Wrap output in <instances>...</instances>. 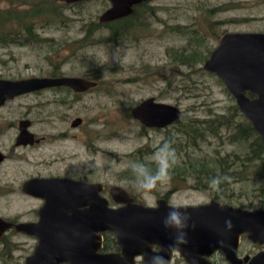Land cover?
Instances as JSON below:
<instances>
[{
    "label": "rangeland",
    "instance_id": "rangeland-1",
    "mask_svg": "<svg viewBox=\"0 0 264 264\" xmlns=\"http://www.w3.org/2000/svg\"><path fill=\"white\" fill-rule=\"evenodd\" d=\"M110 7L106 0L67 4L59 23L39 31L42 37L51 39L50 43L0 47V79L42 78L57 72L99 83L97 89L81 95L64 89L18 97L0 110L2 122H16L30 112L27 118L35 122L36 134L45 129L57 133L61 140L54 147L49 144L41 148L37 154L44 153L45 158L39 159L62 158L53 169L35 166L1 169V183L18 186L36 175L70 174L75 178L88 176L91 182L104 184L105 195L112 204L109 190L120 186L151 207L164 198L172 206H199L216 200L244 210H264V179L253 176L241 182L231 179L214 190L209 187L205 171L193 169L197 164L213 165L212 159L218 156L225 158L247 151L244 144L229 142L227 130H223L222 138L209 136L197 148L176 151V164L185 163L189 171L185 169L176 176L170 174V181L158 184L151 191H138L134 187L135 177L130 167L132 163H147L156 170L150 159L152 154L168 134L175 136L178 130L177 125L164 130L148 129L134 120L131 110L144 100L155 98L175 105L191 121L232 115L236 101L219 77L204 71L206 60L193 67L178 61L176 56L195 50L211 54L226 33H264V0H153L148 2L147 9L155 8L156 14L146 20L147 27L118 44L79 50L77 42L85 36V25L99 23ZM7 8L8 4L0 3V10ZM42 118H48L45 126L40 122ZM76 118H81L83 125L74 129L71 124ZM240 120L237 117L235 121ZM184 145L181 148L187 147ZM206 170L212 178L217 174L222 176L221 169ZM38 207V202L19 194L0 197V215L6 218L22 216V220H31ZM8 237L11 247L6 253L0 252V264H25L37 241L21 234ZM3 248L1 242L0 251ZM252 252L254 245L243 240L241 255ZM176 264L184 262L179 257Z\"/></svg>",
    "mask_w": 264,
    "mask_h": 264
},
{
    "label": "water",
    "instance_id": "water-1",
    "mask_svg": "<svg viewBox=\"0 0 264 264\" xmlns=\"http://www.w3.org/2000/svg\"><path fill=\"white\" fill-rule=\"evenodd\" d=\"M73 5L88 0H62ZM111 7L99 18L108 24L130 17L135 7L153 0H106ZM204 71L218 76L236 99L242 114L251 122L264 143V33H228L219 40L204 66ZM97 81L81 77H34L22 80L0 79V106L20 96L56 87L76 93H87L98 87ZM250 93L254 98H249ZM134 120L149 129H166L183 118L182 110L155 98L144 100L131 110ZM77 119L74 126L80 125ZM25 193L45 201L37 223H12L0 218V241L9 231L35 236L39 243L25 264H133L135 257L145 254L147 260L160 253L159 245L173 243V233L163 227V217L172 205L159 199L157 206L136 203L127 190L114 186L112 200L121 205L110 206L102 196V184L67 179H34L24 184ZM191 216L187 229L188 243L180 246V255L189 264H212L209 256L221 251L230 264H244L249 258L238 257L242 236L264 246V210H244L212 201L199 206H179ZM231 220L227 228L225 221ZM110 232L117 238L119 254L99 252L102 234ZM172 260L173 254L160 253ZM264 261V253L250 264ZM263 264V263H261Z\"/></svg>",
    "mask_w": 264,
    "mask_h": 264
},
{
    "label": "trees",
    "instance_id": "trees-1",
    "mask_svg": "<svg viewBox=\"0 0 264 264\" xmlns=\"http://www.w3.org/2000/svg\"><path fill=\"white\" fill-rule=\"evenodd\" d=\"M0 3L8 4L7 9L0 10V47L3 48L11 45L32 46L50 43L51 39L42 37L39 31L54 27L59 23L64 17L63 8L67 5L66 3L61 4L59 0H0ZM147 6L148 2L142 3L135 7L132 16L108 24L91 22L85 25V36L77 42L78 49L111 43L118 44L125 37L133 36L139 29L147 27L146 20L156 14L155 8L147 9ZM143 9H147V11L142 14ZM105 31L108 32L107 36H105ZM97 34H100V37H97ZM209 54L210 52L208 55H204L195 50L190 54H177L176 59L178 58V61L196 67V65L207 60L210 57ZM53 75L56 76L57 72H54ZM239 114L240 111L235 106L232 115H216L207 121H191V119L183 117L174 124L178 128L176 137L168 134L166 141L171 142L172 147L177 152H181L183 149L190 147H199L202 142L208 140L209 136L222 138L223 130H227L229 132L227 136L229 142L244 144L247 151L245 150L244 154L227 155L225 158L218 156L212 159L213 165H209V163L197 164L193 169H199L200 172L205 171L206 176H209V181L212 177L206 169H221L222 176L228 175L230 169H237L228 176L240 182L249 179L251 176L264 179V143L252 125ZM238 116L242 121L237 123L235 120ZM177 140H181V142L175 143ZM183 145L187 147L181 148ZM230 161L232 164L229 163ZM145 165L153 172L155 171L153 170L155 168L151 167L150 164L145 163ZM185 169H188L185 163L182 166L181 164H175L170 169V174L176 176ZM217 175L220 176V174ZM217 199L221 198L217 196ZM136 200L138 201L137 198ZM2 243L4 248L0 252L6 253L11 247L9 237L4 238Z\"/></svg>",
    "mask_w": 264,
    "mask_h": 264
},
{
    "label": "flooded vegetation",
    "instance_id": "flooded-vegetation-1",
    "mask_svg": "<svg viewBox=\"0 0 264 264\" xmlns=\"http://www.w3.org/2000/svg\"><path fill=\"white\" fill-rule=\"evenodd\" d=\"M226 34H228V33H226ZM213 51L211 52L210 57H211ZM210 57H209V59H210ZM208 73H210V72H208ZM211 74H213V73H211ZM50 77L56 78V77H67V76H61V75L57 74L56 76L52 75ZM64 89H67V90L75 93L76 95L85 94V93H76L72 89L66 88V87L49 88L46 90L58 92V91H62ZM46 90H42V91L35 92V93L38 94V93H41V92L46 91ZM32 94H34V93H32ZM27 95H30V94H27ZM27 95H23V96H27ZM247 96L249 98H254V96L251 95L250 93H247ZM20 97H22V96H20ZM235 101H236V99H235ZM9 104H10V101H7L5 105L0 106V110L5 108ZM236 107H238L237 102H236ZM238 109H239V107H238ZM239 111H240V109H239ZM29 114H30V112H27L25 114V117L19 118L16 122H10V121L9 122H2V118H0V171H1V169H29V168L34 167V166H35V168L53 169V167H58L60 162L62 161V158H60V156H57L52 161H48L47 159H39V158H43V157L45 158L44 153H42L40 156L37 154L41 148H47V146L49 144L52 145V147H54L53 144L57 143L58 141H61V140H59L60 139L59 135H56L57 133L52 134V133L47 132L45 129L39 135L36 134L33 131V128L35 127V122L33 120H30L27 118V116ZM240 115L251 124V122L242 114L241 111H240L239 116ZM47 119L48 118H46V119L42 118V119H40V122L45 126L46 124H48ZM77 119H81V118H76L71 124V127L74 129L79 128L83 125V120H82L80 125L74 126L73 124L76 122ZM241 121L242 120L237 121V123L241 122ZM170 127H168V128H170ZM61 136H63V135H61ZM55 153H58V151H56ZM60 155H61V153H60ZM45 162H47V163L45 164ZM56 169H62V168H56ZM34 179H42V180L43 179H67V180H71V181H75V182L85 181L88 184H102V183L91 182L90 178L88 176H85L83 178H80V177L75 178L70 174H68V175L53 174V175H47V176L36 175V176H32L28 180L22 182L18 186H14V185H12L13 183H10V182L9 183H1V181H0V197H9V196H14L16 194H19L23 197L30 199V200L36 201L39 204V207L33 211L34 218L31 220H26V221L22 220V218H23L22 216H17L16 218L10 219V218L4 217L3 215H0V218L6 220L8 222H12V223H37V222H39V220H40L39 211L44 206L45 201L39 197L25 193L23 191L24 184L31 181V180H34ZM102 185L104 186V191L102 192V196H104L109 201L111 207L119 208L121 205L115 203L112 200V197H111L112 187L109 190V194H110V198L114 204H112L110 199L107 198L105 195V193L107 191L106 190L107 187L104 184H102ZM118 187H120V186H118ZM129 194H131V193L129 192ZM132 197L134 198L136 203H140L136 200V198L133 195H132ZM213 201H216V200H213ZM11 234H17V233H15L13 230L9 231L5 235L4 238H6L7 236H11ZM21 235H25V234H21ZM25 236H28V235H25ZM28 237H33L37 241V244H36L34 251H33V253H34L36 247L38 246L39 240L35 236H28ZM102 237H103V248L99 252L100 254H102V255L109 254L110 255V254L121 253V248L118 245L117 238L113 233L106 232V233L102 234ZM246 239L247 238L245 236H242L240 246L238 248V257L242 260L249 258V260L247 262H244V264H250L256 257H258V255L264 253V246H260V245H257V244H254L251 242L254 245V251L255 252H252L250 254L241 255V253H240L241 244H242L243 240H246ZM1 242H2V240L0 241V243ZM154 251L159 252V250L157 248H155ZM139 257L140 256L135 257L133 264H143V260L139 259ZM179 257L183 260L184 264H189L180 255L179 252L173 253L172 260H171L170 264H176V259H178ZM208 259L210 262H212V264H230L226 260L225 255L221 251L214 252L211 256H209ZM261 263L264 264V261H259L257 264H261ZM64 264H69V263H64ZM127 264H129V263H127Z\"/></svg>",
    "mask_w": 264,
    "mask_h": 264
},
{
    "label": "clouds",
    "instance_id": "clouds-1",
    "mask_svg": "<svg viewBox=\"0 0 264 264\" xmlns=\"http://www.w3.org/2000/svg\"><path fill=\"white\" fill-rule=\"evenodd\" d=\"M150 159L156 165L154 172L144 163H132L130 165L135 177L133 184L138 191H151L158 184L170 181V169L177 163L178 157L175 148L172 147V143L165 141L157 148ZM224 182H231V177L227 175L214 177L209 181V187L219 190L220 185ZM152 207H155V205L153 204ZM190 220L191 216L186 209L181 211L178 205L171 207L163 217L162 223L165 230L172 231L173 243L168 245L167 248L159 245H150V247H159L160 253L166 252L170 256L178 252L180 246L188 243L187 229ZM225 226L231 228V220H226ZM160 253H153L147 260L145 259V254H141L139 259L143 260V264H170V260Z\"/></svg>",
    "mask_w": 264,
    "mask_h": 264
}]
</instances>
